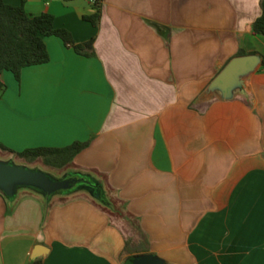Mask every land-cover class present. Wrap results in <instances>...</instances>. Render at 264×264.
<instances>
[{"label":"crops","instance_id":"crops-1","mask_svg":"<svg viewBox=\"0 0 264 264\" xmlns=\"http://www.w3.org/2000/svg\"><path fill=\"white\" fill-rule=\"evenodd\" d=\"M4 1L50 13L74 43L93 37V54L47 34V61L19 80L2 71L0 152L86 141L71 165L45 167L104 175L147 239L84 192L46 201L22 187L0 192V264H125L149 251L170 264H264L260 0H100L95 24L91 0ZM239 49L259 63L230 96L207 92Z\"/></svg>","mask_w":264,"mask_h":264},{"label":"trees","instance_id":"trees-1","mask_svg":"<svg viewBox=\"0 0 264 264\" xmlns=\"http://www.w3.org/2000/svg\"><path fill=\"white\" fill-rule=\"evenodd\" d=\"M91 8V11L84 17L95 24L99 18L100 0H93ZM260 8V14L251 23V31L264 34V0H260ZM47 34L58 35L64 43L72 45L77 52L87 55L93 54V37L74 43L66 28L54 27L53 17L50 13L30 14L24 9L22 3L10 4L0 0V96L5 87L2 78L4 69L10 70L14 77L19 80L20 70L23 66L48 60V51L43 38ZM242 53L247 52L243 49L237 51V54ZM261 65L264 67V56L261 57ZM85 144L86 141H73L64 146L29 147L16 151V153L30 161L41 157L47 164L68 166L72 164L73 155ZM91 172L94 177L89 172L84 174L92 177L88 184L83 185L84 193L106 210L112 219L122 220L125 227L130 230V238L133 241L145 243L147 236L141 228L138 218L127 210L120 197L112 193L104 175L93 170ZM121 227L124 230L122 225ZM124 232L126 231L124 230ZM132 256L133 254L127 256L125 264H131ZM31 263L38 264V261L33 259Z\"/></svg>","mask_w":264,"mask_h":264},{"label":"water","instance_id":"water-1","mask_svg":"<svg viewBox=\"0 0 264 264\" xmlns=\"http://www.w3.org/2000/svg\"><path fill=\"white\" fill-rule=\"evenodd\" d=\"M259 61L260 55L256 52L232 56L210 79L206 91H219L225 97L230 96L233 89L243 83V75L254 69ZM38 166L30 167L0 159V192L6 198L12 200L16 196V191L24 187L40 193L46 201H49L53 195L65 197L76 192H84L83 185L88 184L92 178L84 175L85 172L89 171L75 170L57 175L53 172L51 174ZM89 173L92 174V172ZM100 194H102L101 191ZM117 222L120 224L119 221ZM41 253L38 248H33L30 257L34 258ZM131 264L170 263L156 253L149 251L134 254L131 258Z\"/></svg>","mask_w":264,"mask_h":264},{"label":"rangeland","instance_id":"rangeland-1","mask_svg":"<svg viewBox=\"0 0 264 264\" xmlns=\"http://www.w3.org/2000/svg\"><path fill=\"white\" fill-rule=\"evenodd\" d=\"M0 159H3V160H10V161H13L14 163H18V164H23V165H26V166H30V167H36V166H38L37 164H40L38 167H40V168H42L43 170H45V171H47V172H50L51 174H53L52 173V171H50L48 168H46L47 166V163H45L42 159H41V157H37V158H35L34 160H32L31 162L30 161H27V160H24V159H20V158H18V157H15L13 154H10V153H7V154H2L1 152H0ZM46 166V167H45ZM59 199L61 198V196L60 197H58ZM120 223H121V225L124 227V230L126 231V233H130L129 231V229L127 228V227H125V224L123 223V221L122 220H120L119 221Z\"/></svg>","mask_w":264,"mask_h":264},{"label":"built area","instance_id":"built-area-1","mask_svg":"<svg viewBox=\"0 0 264 264\" xmlns=\"http://www.w3.org/2000/svg\"><path fill=\"white\" fill-rule=\"evenodd\" d=\"M93 0H91V2H92Z\"/></svg>","mask_w":264,"mask_h":264}]
</instances>
